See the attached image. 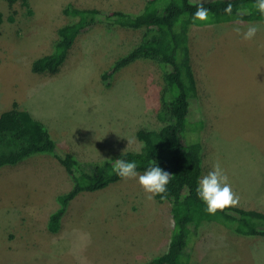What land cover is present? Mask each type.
I'll return each instance as SVG.
<instances>
[{
	"label": "rangeland",
	"instance_id": "obj_1",
	"mask_svg": "<svg viewBox=\"0 0 264 264\" xmlns=\"http://www.w3.org/2000/svg\"><path fill=\"white\" fill-rule=\"evenodd\" d=\"M28 2V8H11L0 0V113L16 102L88 167L138 149L136 130L164 123V66L136 59L108 85L102 73L141 40L142 28L99 18L77 35L56 72H34L31 64L52 51L58 26L74 20L63 12L66 4L139 13L144 0ZM249 26L257 31L246 40ZM188 44L198 86L190 113L203 119L201 176L218 163L235 205L264 212V21L190 25ZM70 187L63 165L49 153L0 166V264L142 262L169 234V202L148 199L136 178L79 193L52 232L49 215L59 207L57 195ZM191 232L189 264H264V237L207 221Z\"/></svg>",
	"mask_w": 264,
	"mask_h": 264
},
{
	"label": "trees",
	"instance_id": "obj_2",
	"mask_svg": "<svg viewBox=\"0 0 264 264\" xmlns=\"http://www.w3.org/2000/svg\"><path fill=\"white\" fill-rule=\"evenodd\" d=\"M6 2L11 8L16 3L29 7L28 0ZM256 2L144 0L139 13L80 7L71 3L64 6L63 12L74 20L58 26V38L52 51L35 58L32 70L56 72L77 35L99 18L121 26L142 28L141 40L102 73V78L108 85L113 73L130 62L139 58L156 60L164 66L162 101L165 111L160 115L164 123L159 128L141 127L136 130L140 142L138 149L120 151L114 157L90 163V167L81 163L72 150L60 147L45 125L28 111L20 109L16 102L0 113V166L15 164L31 154L49 153L63 165L71 179L70 189L57 195L59 207L50 213L47 221L50 231L59 228L69 201L76 195L102 189L121 179L111 171L114 160L119 157L135 160L137 172H143L154 160L171 174L166 192L155 195L158 201L169 202L172 230L167 249L146 261L127 264H189L188 236L204 221L215 222L236 234L264 237V212L259 209L230 204L215 213L205 211V204L196 194L202 170V147L198 135L203 119H192L190 113L198 86L188 44L189 26L232 20L264 21V15L255 7ZM200 7L207 10L204 20L193 17Z\"/></svg>",
	"mask_w": 264,
	"mask_h": 264
},
{
	"label": "clouds",
	"instance_id": "obj_3",
	"mask_svg": "<svg viewBox=\"0 0 264 264\" xmlns=\"http://www.w3.org/2000/svg\"><path fill=\"white\" fill-rule=\"evenodd\" d=\"M255 7L261 15H264V0H257ZM206 16L207 10L203 7L198 8L193 14V17L199 20H204ZM235 31L240 32L241 30L236 28ZM256 31L255 26H249L243 32V38L246 40L251 39ZM111 171L121 178H136L144 192L149 194L148 199H152L157 194L165 193L171 177L169 171L163 169L154 160L142 173H138L135 160L118 157L114 160ZM227 180V175L218 163L214 164L207 174L199 178L196 194L205 204L206 212L215 213L218 209L236 203L237 198Z\"/></svg>",
	"mask_w": 264,
	"mask_h": 264
},
{
	"label": "crops",
	"instance_id": "obj_4",
	"mask_svg": "<svg viewBox=\"0 0 264 264\" xmlns=\"http://www.w3.org/2000/svg\"><path fill=\"white\" fill-rule=\"evenodd\" d=\"M167 213H168V216L170 217L169 212H167ZM170 219H171V217H170ZM171 224H172V222H171ZM170 234H171V226H170L169 234H168V236L164 239L163 243H156V244H155L156 247L154 248V250H155V251L158 250V252L152 254L150 258H152V257H154V256H156V255H158V254L163 253V252L167 249V246H168V243H169V239H170ZM157 247H158V248H157ZM143 248H144V246H143Z\"/></svg>",
	"mask_w": 264,
	"mask_h": 264
}]
</instances>
